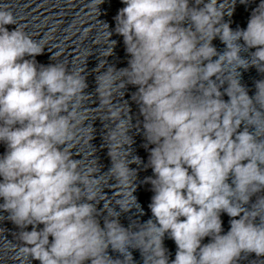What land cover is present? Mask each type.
<instances>
[{
  "label": "clouds",
  "instance_id": "obj_1",
  "mask_svg": "<svg viewBox=\"0 0 264 264\" xmlns=\"http://www.w3.org/2000/svg\"><path fill=\"white\" fill-rule=\"evenodd\" d=\"M93 3L99 13L104 0ZM121 3L114 32L123 37L128 66L108 64L117 42L103 24L107 46L93 69L95 99L85 91L86 61L83 68L38 65L44 47L7 6L0 8V144L6 149L0 213L20 229L15 254L40 264H135L132 250L143 264L264 258V79L254 81L252 95L241 83V69L264 74V0L246 28L236 29L224 19L236 0ZM217 38L222 52L212 43ZM129 86L143 118L135 124L123 100ZM91 109L106 119L89 116ZM96 119L109 122L104 140L111 167L103 173L91 144ZM133 128L143 135L146 164L132 154ZM85 131L94 149L87 154L78 147ZM132 164L152 170L142 182L151 185L152 217L126 228L122 213L144 214ZM222 214L229 217L227 232ZM166 234L176 245L174 259Z\"/></svg>",
  "mask_w": 264,
  "mask_h": 264
},
{
  "label": "water",
  "instance_id": "obj_2",
  "mask_svg": "<svg viewBox=\"0 0 264 264\" xmlns=\"http://www.w3.org/2000/svg\"><path fill=\"white\" fill-rule=\"evenodd\" d=\"M222 221L224 232H227L229 229V217L225 214ZM239 264H264V258H257L255 254H251L246 259H241Z\"/></svg>",
  "mask_w": 264,
  "mask_h": 264
}]
</instances>
